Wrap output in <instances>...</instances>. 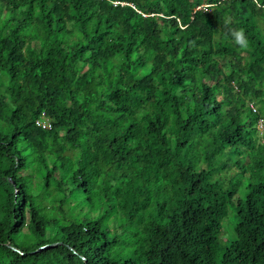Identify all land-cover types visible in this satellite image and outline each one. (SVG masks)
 <instances>
[{
	"label": "trees",
	"instance_id": "1",
	"mask_svg": "<svg viewBox=\"0 0 264 264\" xmlns=\"http://www.w3.org/2000/svg\"><path fill=\"white\" fill-rule=\"evenodd\" d=\"M0 264H264V0H0Z\"/></svg>",
	"mask_w": 264,
	"mask_h": 264
},
{
	"label": "clouds",
	"instance_id": "2",
	"mask_svg": "<svg viewBox=\"0 0 264 264\" xmlns=\"http://www.w3.org/2000/svg\"><path fill=\"white\" fill-rule=\"evenodd\" d=\"M229 21L225 20V27L227 32L225 33L226 39H231V42L241 50H247L249 48V40L245 35L243 29L228 27Z\"/></svg>",
	"mask_w": 264,
	"mask_h": 264
},
{
	"label": "rangeland",
	"instance_id": "3",
	"mask_svg": "<svg viewBox=\"0 0 264 264\" xmlns=\"http://www.w3.org/2000/svg\"><path fill=\"white\" fill-rule=\"evenodd\" d=\"M147 44L151 46L154 43L151 40H148ZM258 129L260 130V132H262L263 130L262 126L259 123H258ZM235 224H236L235 216L232 212H230L228 214V217L223 222L225 237L223 238L224 242H222V245H226L227 241H232L233 239H235V235H234Z\"/></svg>",
	"mask_w": 264,
	"mask_h": 264
},
{
	"label": "built area",
	"instance_id": "4",
	"mask_svg": "<svg viewBox=\"0 0 264 264\" xmlns=\"http://www.w3.org/2000/svg\"><path fill=\"white\" fill-rule=\"evenodd\" d=\"M251 107L253 109V112H255L256 109L253 106H251ZM258 123L262 126V121H259ZM36 124L38 126H40L42 129H46L47 130V129L51 128L50 123H49V121L47 120V118L45 117L44 114L42 115V118H40L38 121H36Z\"/></svg>",
	"mask_w": 264,
	"mask_h": 264
},
{
	"label": "water",
	"instance_id": "5",
	"mask_svg": "<svg viewBox=\"0 0 264 264\" xmlns=\"http://www.w3.org/2000/svg\"><path fill=\"white\" fill-rule=\"evenodd\" d=\"M41 249H45V247L41 248Z\"/></svg>",
	"mask_w": 264,
	"mask_h": 264
}]
</instances>
